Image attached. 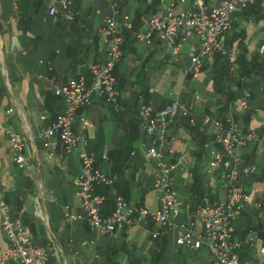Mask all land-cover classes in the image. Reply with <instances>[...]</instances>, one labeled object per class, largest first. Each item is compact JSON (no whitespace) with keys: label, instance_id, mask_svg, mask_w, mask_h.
Returning <instances> with one entry per match:
<instances>
[{"label":"crops","instance_id":"obj_1","mask_svg":"<svg viewBox=\"0 0 264 264\" xmlns=\"http://www.w3.org/2000/svg\"><path fill=\"white\" fill-rule=\"evenodd\" d=\"M46 1L43 0L38 14L29 11L32 17L22 22L18 17L22 0H0V123L26 136L24 151L32 164L29 169L19 168L7 133L0 132V190L11 207V217L21 219L24 231L34 243L45 245L50 237L54 240L59 253L56 255L50 250L47 264H103L107 254L113 252L117 264H151L150 257L163 247L165 236L169 258L176 254L174 260L168 259L167 262L181 260L180 246L174 242V231L148 217L132 225L118 227L112 234L96 233L82 218L72 221L66 218V207L70 212H83L81 203L74 197L76 186L72 181L80 172L79 158L76 153L64 151L58 136L56 149L46 151L37 132L50 123L53 114L63 110L60 98H49L53 85L66 84L79 75L89 85L92 75L87 65L105 60L106 47L99 28L108 7L102 0H76L74 19L65 21L59 16H46ZM116 1L119 22L128 24L123 27L122 56L113 68L121 108L114 110L104 97L93 94L90 104L76 112L73 124L74 130L84 132L88 137L95 165L115 176L114 184L95 187L96 192L105 195L106 203L103 201L100 205V214L106 216L111 213L118 195L151 210L159 207L158 192L153 185L155 162L145 157L150 136L138 123L140 101L137 96L141 95L156 110L174 100L191 109L192 118L176 117L169 126L168 138L172 139L168 146L173 152L169 155L167 147H164L163 153L167 160L182 157L183 164L190 166L189 170L178 167L173 172V184L183 206L188 205V215L193 217L195 208L204 197L215 200L223 195L218 172L208 168V149L204 145V155L202 158L197 156L200 140L212 134L211 124L203 123L204 109H209L210 115L215 117L219 108L212 94L210 78L213 57L217 53L202 60L197 77L188 76L190 55L198 45V39L180 33L176 40L180 46L177 53L157 38L148 44L142 42L135 33L146 28L147 19L159 1ZM220 2L203 0L206 10ZM173 4L176 10L197 9L194 0H177ZM13 37L17 38L18 47L12 46ZM219 40L234 52V59L241 55L248 62L258 55V48L264 42V0L237 10L232 26L221 34ZM234 64L230 67L234 75L230 87L234 89L240 78L244 90L250 89V97L245 109L236 100L227 114H231L245 129L258 130L263 117L261 87L264 74L254 75L253 69L250 77L241 76L237 62ZM194 79L207 91L204 93L208 98L205 104L193 99ZM251 82L256 83L250 85ZM10 108L13 110L8 113ZM246 113L251 115L247 126L242 119ZM42 115H48V118L41 119ZM195 124L198 127H192ZM251 154L253 156L248 162H256L259 171L241 180L252 195H264V155L256 144L246 147L244 161ZM194 169L202 174L200 191L193 187ZM37 200L39 206L36 205ZM37 207L46 216V222L37 216ZM185 215L183 213L178 219L185 220ZM233 226L235 236L241 239L250 228H254L251 230L256 235L254 244L241 246L238 253L240 259L255 262L260 240L264 238V230L255 212L251 208L246 209L233 221ZM197 227H201L199 221ZM156 236L161 239L155 241ZM7 245L0 218V250ZM188 251L189 257L182 260L194 264L207 263L209 256L205 247ZM161 262L165 264L163 259Z\"/></svg>","mask_w":264,"mask_h":264},{"label":"built area","instance_id":"obj_2","mask_svg":"<svg viewBox=\"0 0 264 264\" xmlns=\"http://www.w3.org/2000/svg\"><path fill=\"white\" fill-rule=\"evenodd\" d=\"M17 1V0H15ZM76 0H47L46 16H59L65 21L74 19ZM108 7L99 28L102 40L106 47V58L100 63L87 65L92 80L86 84L82 75L70 80L68 83L53 85L54 93L63 103V110L59 112L47 126L38 129L37 137L48 152L56 149V136L59 137L66 153H76L80 161V172L73 178L76 186L74 197L81 203L82 213L70 212L66 207L65 216L70 221L78 218L84 219L92 230L100 234H112L118 227L132 225L141 219L150 218L160 226L174 231V242L177 246L189 250L205 247L208 252L206 264H264V238L260 240L256 254V261L242 260L238 250L241 246L254 244L256 235L248 231L244 238L234 234L233 221L241 216L246 209L251 208L264 227V195L254 196L245 186L241 178H248L259 171L256 162L243 163V153L247 146L256 144L258 151L264 155V83L261 87L263 102V117L259 129L245 127L231 114L224 117H214L210 114L203 116V123L211 124L212 137L204 146L208 149V168L216 171L221 179L223 195L210 200L204 197L195 208L193 217L189 216L188 205L183 206L174 187L173 172L178 168L189 170L183 164L182 157L176 160H167L163 148L167 147L168 154L173 150L168 146L169 126L179 116L191 114V109L178 100H174L162 109L156 110L153 105L143 101L139 95L138 117L142 130L150 136L145 157L155 162L154 188L158 192L159 207L151 210L145 206L126 201L118 195L110 214L102 216L100 205L105 199L103 194L96 192L98 185L110 186L115 176L108 175L95 166V156L89 150L88 137L84 132L73 129L76 112L90 104L93 94L104 97L106 102L114 109L119 110L121 104L118 99L116 79L113 68L122 56L123 27L127 23L118 20L119 10L116 0H102ZM148 3L155 0H145ZM158 7L149 15L146 28L135 33L137 39L151 43L157 38L169 46L173 53H177L180 46L177 36L182 33L185 37L197 38L198 45L190 55L188 73L197 77L201 72L202 60L220 53L234 64V52L227 49L220 42L222 33L232 26L234 13L255 3L257 0H221L218 5L206 10L203 0H194L197 9L176 10L174 1L158 0ZM183 1V0H178ZM264 55V42L258 48ZM196 102L205 104L207 97L193 92ZM250 93L244 91L237 99V104L245 109ZM12 108L7 112H12ZM48 118L42 115L41 119ZM0 132L7 133L13 150L14 161L21 169H29L32 165L29 156L25 153L26 136L18 131L6 128L0 123ZM103 157H106L103 155ZM185 213V220L178 218ZM36 214L46 222V216L41 209ZM0 218L1 228L6 235L8 245L0 250V264H47L49 251L56 255L54 240L49 239L45 245L34 243L28 233L24 231L20 218L11 217V207L5 201L0 190ZM197 221L201 227H197ZM166 264H194L189 260L171 261Z\"/></svg>","mask_w":264,"mask_h":264},{"label":"trees","instance_id":"obj_3","mask_svg":"<svg viewBox=\"0 0 264 264\" xmlns=\"http://www.w3.org/2000/svg\"><path fill=\"white\" fill-rule=\"evenodd\" d=\"M41 4H43V0H22V2L20 3V6H19V13H18L19 14V16H18L19 20L21 19L22 22H24V20H29L32 17V15H30L28 13L29 11H32L33 14H35V15L38 14V12L42 9ZM227 49H228V47H227ZM213 59H214V62H213L212 74L210 75V78H211L212 83H213L212 94H213V96H215V101L217 102V105L219 106V108L217 109L215 117H224L229 112L230 107L234 105V102L238 99V96L239 95L242 96L244 91H249L250 89L244 90L243 82L240 78L237 79V81L234 85L235 86L234 89H233V87H230L231 86L230 82L234 79L233 78L234 77L233 72L230 69V67H233L232 66L233 64H231L228 61V59L226 58L225 55L220 54V53L215 54ZM235 61L238 64V73H240L241 76L247 75L248 77H250L249 74H252L250 72H253V71H251L253 69L256 72V73H253L254 75H256L257 73L262 74V75L264 74V55L261 53L253 56L251 58V60L248 62H245L244 58L241 55H238V57L235 59ZM214 66H215V68H214ZM188 76H191V74H189ZM255 83L256 82H253V83L251 82L250 85H254ZM116 88H117V85H116ZM239 92H242V93L239 94ZM138 96H137V98L139 99ZM49 98H52L54 100V99H59L60 97L57 96L52 91V93H50ZM118 99H119V95H118ZM145 99H143V100L145 102H147ZM57 114L58 113L53 114L51 116V119H53ZM205 114H210L209 109H206V108L204 109V115ZM250 116H251L250 113H246L242 117L243 123L246 126L249 124ZM183 117H185L189 120V118H192V114L187 115V116H183ZM139 125H140V123H139ZM192 127L196 128V127H198V124L192 125ZM211 137H212V135L207 137V138H211ZM205 138H206V136H203V138L200 140L199 149L196 147L197 150L199 151L197 153V156L200 158H202V155H204V153H205L204 147H203L204 142L207 140V138L206 139ZM252 156H253V154L246 156L245 157L246 161H244V159H243V163H249L248 161H250ZM192 171H193V187L196 188V190L200 191L202 186H203L202 174H201V172L199 173V171L197 172V170H195V169ZM100 186H105V185H100ZM124 199L126 201H128L126 198H124ZM105 203H106V201H104V204ZM259 225L264 230V227L262 226L260 221H259ZM250 229L254 230L253 227ZM255 229H257V227H255ZM257 230H259L261 232L263 231V230H260L259 227ZM157 239L160 240L161 237L158 236L157 238H155V241H157ZM163 240H164V243L162 245L163 247H159V250H155V252H153V255L150 257L151 264H162L161 259H163V261L166 264V262H167L166 257L168 256V251H169L168 250V244H167L168 240H167L166 236L163 238ZM160 244H161V242H160ZM178 251H179L181 260L186 259V257H189V255H190V252L188 251V249H185L183 247L178 248ZM103 264H117L115 253L114 252L108 253L106 260L104 261Z\"/></svg>","mask_w":264,"mask_h":264},{"label":"rangeland","instance_id":"obj_4","mask_svg":"<svg viewBox=\"0 0 264 264\" xmlns=\"http://www.w3.org/2000/svg\"><path fill=\"white\" fill-rule=\"evenodd\" d=\"M193 78V77H192ZM192 84L194 85L195 84V86H194V90L191 92L192 94H193V92L194 91H197L198 93H200V94H202V95H204L205 97H206V95L207 94H204L205 92H207L206 91V89L204 88V86H199V85H197V80L196 79H194V81H192ZM31 164V163H30ZM32 165V164H31ZM37 203H39V201L37 200V202H36V205L37 206H39V204H37ZM37 209H38V207H37ZM40 220H41V218H40ZM93 231H95V230H93ZM96 233H98L97 231H95ZM98 234H100V233H98ZM51 238V237H50ZM54 244H55V242H54ZM176 258V254H174V257L173 258H169V256H167L166 257V260H168V259H175ZM192 262V261H191Z\"/></svg>","mask_w":264,"mask_h":264},{"label":"water","instance_id":"obj_5","mask_svg":"<svg viewBox=\"0 0 264 264\" xmlns=\"http://www.w3.org/2000/svg\"><path fill=\"white\" fill-rule=\"evenodd\" d=\"M12 46H17L18 47V41H17V38L16 37H13L12 38Z\"/></svg>","mask_w":264,"mask_h":264}]
</instances>
